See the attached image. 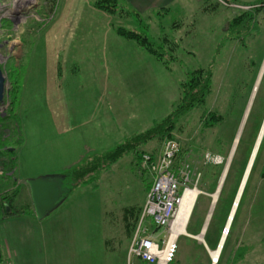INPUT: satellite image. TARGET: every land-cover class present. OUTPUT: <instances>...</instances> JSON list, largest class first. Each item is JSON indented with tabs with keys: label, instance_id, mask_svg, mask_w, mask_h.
<instances>
[{
	"label": "rangeland",
	"instance_id": "374dc122",
	"mask_svg": "<svg viewBox=\"0 0 264 264\" xmlns=\"http://www.w3.org/2000/svg\"><path fill=\"white\" fill-rule=\"evenodd\" d=\"M207 1L210 6L214 5L213 11L198 12L196 15L193 11H187L183 16L173 13L162 20L165 37L177 42L176 48L167 41L156 39L158 28L153 21L132 17L130 10L116 5L114 13L109 15L112 17L110 25L122 26L145 36L160 45L162 51H172L173 59L168 62L171 71H165L158 62V71L153 74L156 85L150 90V99L145 106L149 107V114L143 118V107L134 109L129 105L128 98L133 97V92L129 88L126 73L123 74L119 69L115 58L109 59L107 94L92 126L84 129V132L76 133L81 135L79 138L76 134L71 138L76 145L69 146L68 140L59 144L54 137L51 148L45 147V151L51 154L49 158L43 153L25 156V163L38 164L37 167L52 171L44 175H62L71 168L74 155L70 153L60 160L56 158L61 157L63 154L60 153H64L67 148L69 152H75L77 148L79 153L80 149H89L93 142L99 149L106 150L115 146L125 136L152 126L171 112L180 96L179 82L186 72L203 69L212 73L211 90L205 103L174 121L170 137H156L141 144L136 153L126 154L97 172L93 179L96 184L87 186L86 190L83 187L74 190L70 199L67 196L71 190L61 197L60 202L69 200L72 207H82L80 205L83 204L85 209L93 212L103 211V221H107L100 229L94 227L82 236L85 246L76 256L79 258L76 262L123 264L124 249L138 221H134L133 216L137 207L144 202L147 186L151 182V176L140 165L138 155L149 152L158 156L165 139L173 138L178 142L181 152L176 158V167L180 169L187 166L190 189L195 187L200 192L191 208L185 231L196 236L202 228L201 236L208 249L216 248L241 178L245 173L246 176L241 198L229 231L224 236L225 241L221 243L217 262H212L203 242L182 234L178 238L171 264H264V0H223L229 4L234 3L235 8L223 5L219 0ZM61 2L0 0V68L5 78L0 119L5 120L14 112L19 118L20 85L25 66H29L28 80L32 82L37 79L40 54L44 49L42 35L57 14ZM253 9H257L256 12ZM245 11L240 23L232 21L234 16ZM173 20L174 23L179 21L178 28H170L169 24ZM114 34L110 35V40L118 38L126 41ZM11 95L15 96L13 106L10 103ZM32 97L33 93L30 92L28 98ZM209 114H214L217 120L211 126H204ZM10 119L6 122L11 123ZM11 125L10 131L0 124V181L5 177L14 179L11 175L13 170L9 166L18 144L15 140L7 141L15 139V124ZM41 126L43 132V121ZM38 149L40 151L41 146ZM11 152L14 154L10 155ZM90 155L85 154V158ZM52 156L54 166L51 169L48 164ZM85 161L78 164H85ZM223 174V182L212 204V195ZM8 187L6 191L0 190V205L17 192L12 184H8ZM89 188L93 193H88ZM22 198L23 195H20L19 200ZM64 206L66 203L62 208ZM105 210L108 212L106 216ZM4 215L6 212L1 206L0 239L13 236L16 231V225L4 221ZM127 223L128 227L125 228ZM20 234L21 231L16 233ZM124 264L134 262L125 258Z\"/></svg>",
	"mask_w": 264,
	"mask_h": 264
},
{
	"label": "crops",
	"instance_id": "0c3cea01",
	"mask_svg": "<svg viewBox=\"0 0 264 264\" xmlns=\"http://www.w3.org/2000/svg\"><path fill=\"white\" fill-rule=\"evenodd\" d=\"M61 1L57 14L42 35L44 49L40 54L38 77L32 81L34 83L28 80L29 66H25L24 78L20 85L21 97L18 110L21 141L15 150L17 160L13 173H11L14 179L5 177L3 181H0V190L2 191L9 189L8 184L17 188L10 204L6 200L1 204L6 212V215L2 217L4 221L16 225L15 235L0 239L1 258L12 264H82L76 262L79 259L76 256L79 251L84 250L85 246V239H82V236L94 227L100 229L104 224H107V221L104 222L102 218L103 211L93 212L90 209H85L83 204L80 205L83 208L76 205L72 207L69 200L60 202L59 206L54 209L55 211L52 210L51 214H47H50L49 216L37 218L34 214L27 181L38 176H57L59 174L44 175L52 171L43 170L40 168L41 166L37 167L38 164L25 163V156L43 153L47 154V158H49L51 154L45 151V147L51 148L54 144L52 141L54 137L58 139L57 143L59 142V144H62L63 140H68L69 146L76 145L75 140L72 142L71 138L76 133L84 132V129L92 126L107 94L109 59L115 58V61L119 63V69L123 74L126 73L129 88L133 92V97L128 98V103L134 109L143 107V118L144 115L149 114V107L145 106L150 99V90L156 85L153 74L158 71L159 61L136 42L132 44L130 41L133 40L118 35L117 25H110L112 17L95 9L92 0ZM206 2L208 1L118 0V6L130 10L132 17L148 18L149 22L153 21L158 28L156 39L166 41V32L162 25L164 17L173 13L183 16L187 11H193L194 15L198 12L213 11L214 5L210 6L211 4ZM178 24L179 21L174 23L173 20L169 26L175 29L179 27ZM112 33L126 41L118 38L110 40L109 37ZM122 62L124 63L121 66ZM164 70L169 71L166 68ZM30 92L33 93L31 99L28 98ZM42 121L45 124L43 132L41 131ZM142 131L129 134L124 139ZM80 136L76 134L77 138ZM33 145H38V147H33ZM39 146H41L40 151ZM96 146L97 144L93 142L89 149L86 151L80 149L79 153H77V148L75 152H69L67 150L69 148H67L64 153H60L63 155L56 159L60 160L64 155L71 153L74 155L71 167H74L79 162L114 147L105 150ZM74 150L75 148H73ZM82 152L91 155L85 158V154H81ZM48 165L51 169L54 166L53 156ZM91 184H96V181L74 187L67 199L72 197L74 190L80 189V187L86 190V187ZM66 193L68 192L64 194ZM88 193H93V191L90 190ZM20 195H23L22 200H19ZM65 203L66 206L62 208ZM143 203L137 207L136 214L133 216L134 221L138 219ZM22 205L26 207L25 213H11ZM28 213L30 214L27 215ZM104 213L105 216L108 215L106 210ZM149 225L152 230H155L151 224ZM126 227H128V223L125 224ZM202 230L201 228L198 234ZM18 231H21L20 235H16ZM188 234L186 236L194 235ZM129 241L123 252V264L125 258L127 259ZM133 262L134 264H149L137 258H134Z\"/></svg>",
	"mask_w": 264,
	"mask_h": 264
},
{
	"label": "trees",
	"instance_id": "16d2710c",
	"mask_svg": "<svg viewBox=\"0 0 264 264\" xmlns=\"http://www.w3.org/2000/svg\"><path fill=\"white\" fill-rule=\"evenodd\" d=\"M92 5L94 8L104 11L105 13L111 16V14L114 13L116 9L115 6L119 5V3L118 0H93ZM256 10L257 9H253V11L255 12ZM245 13L246 11L237 14L236 16H234L232 21L240 23L244 19L243 16H245ZM116 32L118 35L136 42L149 54L153 55L166 69L171 71L168 62H170L171 59H173V56L171 55L172 51H168V52L162 51L160 50L161 48L160 45L154 44L153 42L149 41L147 37L142 36L134 31L127 30L122 26H117ZM166 41L168 42V44H171L170 46L174 48L177 47V42L169 39H166ZM164 57L165 58L167 57V59H165L166 61L163 59ZM211 83H212V73L209 70L196 69L190 72H186L185 77L179 82V91H180L179 99L172 106L173 109L165 118H163L159 122L153 123L149 129H146L142 132L126 137L121 143L117 144L112 149L91 157L90 159L85 161V164L81 163L77 166L71 167L68 170H66L61 175L62 187H64L66 189V192H68L72 190V188L78 185L91 183L93 182V179L95 178L97 172H100L101 170L107 168L112 163H115L117 160H119L122 156L126 154L132 152L136 153L138 149L141 148L140 147L141 144H145L146 142H149L150 140L156 137L158 138L164 136L170 137V132L173 128L174 121H176L178 118H180L190 110L205 103L206 97L211 90ZM10 98H11L10 103L13 106V101L15 96L11 95ZM11 116L7 117V119L5 120L1 118L0 124L2 125L1 126L2 128L5 127L6 130H10V131H11L10 127L12 128L11 123H13V125L15 124L13 131L15 134L14 136L15 139L11 138L10 140L7 141L15 140V142L19 144L21 141L19 118L17 116V113L15 112L12 113ZM9 119L11 120L10 121L11 123L6 122ZM215 120H217V117L214 114H209L207 120L204 123V126L213 125ZM17 134H18V138H16ZM180 153L181 152H179V154ZM12 154H14V152H11L10 155ZM139 157L141 156L138 155V159H140ZM12 159L13 160L10 161V166H9L10 170H13L15 167V155L13 156ZM4 164H6V162ZM149 187L150 184H148L146 192L149 189ZM11 199L12 198H6V202L10 204ZM1 206L2 205H0V207ZM25 210L26 207L22 205L19 206L14 211H11V213H24ZM0 258H1V254H0Z\"/></svg>",
	"mask_w": 264,
	"mask_h": 264
},
{
	"label": "built area",
	"instance_id": "2783aa9c",
	"mask_svg": "<svg viewBox=\"0 0 264 264\" xmlns=\"http://www.w3.org/2000/svg\"><path fill=\"white\" fill-rule=\"evenodd\" d=\"M219 1L223 5L236 7L234 3ZM179 152L178 142L173 138H166L158 156L141 154L139 163L150 174L151 183L129 241L128 261L137 258L149 264H170L174 258L177 241L182 233L173 228V222L185 192L190 190L191 182L187 166L180 169L176 167L175 161ZM149 224L155 230H152ZM212 262L217 261L212 259ZM0 264L12 263L0 258Z\"/></svg>",
	"mask_w": 264,
	"mask_h": 264
},
{
	"label": "water",
	"instance_id": "95a60500",
	"mask_svg": "<svg viewBox=\"0 0 264 264\" xmlns=\"http://www.w3.org/2000/svg\"><path fill=\"white\" fill-rule=\"evenodd\" d=\"M4 88L5 78L0 68V102H2L4 97ZM27 183L30 189V196L32 200L34 214L39 219L43 218L53 209H55L60 204L61 197L66 192V189L62 187L61 175L38 176L36 178L29 179ZM242 186L243 187L241 188L243 190L244 184ZM242 190L238 195V199L242 194ZM236 207L237 205L232 210V215H234Z\"/></svg>",
	"mask_w": 264,
	"mask_h": 264
},
{
	"label": "bare ground",
	"instance_id": "6f19581e",
	"mask_svg": "<svg viewBox=\"0 0 264 264\" xmlns=\"http://www.w3.org/2000/svg\"><path fill=\"white\" fill-rule=\"evenodd\" d=\"M20 2H21V1H20ZM263 124H264V121H263V123H262V127H263ZM262 127H261V129H260V132L262 131ZM260 132H259V134H258V138H259V136H260ZM258 138H257V142H258ZM257 142H256V143H257ZM253 150H254V149H253ZM253 150H252V151H253ZM251 159H252V157H251L250 160L248 161L247 169L249 168L248 166H249V164H250V162H251ZM223 176H224V174L221 175V178H220V181H219V186L217 187V190L215 191V193L212 195V204H214L215 201H216L217 193H218V190H219L220 184L223 182V179H224ZM245 176H246V173L243 174V176H242V178H241V181H240V184H239V188H238V190H237V193H236V195H235V198H234V201H233V204H232L231 210H230V212H229V214H228V217H227V220H226V223H225L224 231H223V233H222V235H221V237H220V239H219V241H218V244H217L216 248L213 249V250L208 249V252H209V255H210V257H211V260L213 259V261H215V262H216L217 259H218V256H219V253H220L221 243H222L223 239L225 238L224 236H226V234H227L228 231H229V225H230V222H231V220H232V218H233L232 210H233V209L235 208V206L238 204V201H239V199H240V198L238 199V195H239L240 191L242 190L241 187H243L242 185L244 184ZM198 194H199V192H198L197 189H190V190H188V191L185 192V194H184V196H183L182 205H181V207H180V210H179V212H178V215H177L175 221L173 222V228H174L176 231H178V232H180V233H182V234H184V235H189V234H187V232L185 231L184 228L186 227V223H187V221H188V219H189L190 212H191V210H192L191 208L193 207V205H194V203H195V200H196V197H197ZM201 235H202V233H200V234H198V235H196V236H191V237L197 239L198 241L203 242V239H202V236H201ZM203 243H204V242H203Z\"/></svg>",
	"mask_w": 264,
	"mask_h": 264
}]
</instances>
